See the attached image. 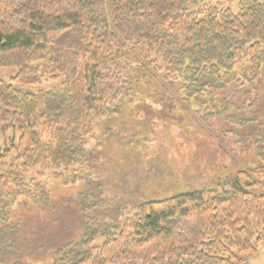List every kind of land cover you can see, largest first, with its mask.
<instances>
[{
    "label": "trees",
    "instance_id": "trees-1",
    "mask_svg": "<svg viewBox=\"0 0 264 264\" xmlns=\"http://www.w3.org/2000/svg\"><path fill=\"white\" fill-rule=\"evenodd\" d=\"M221 7L220 0H0V72L16 71L10 82L0 79V221L32 196L33 173L75 177L94 126L134 96L138 76L171 85L188 108L223 109L214 95L247 85L257 99L245 108L264 105V90L254 89L264 80V0ZM46 78L63 82L44 90ZM258 139L264 144L263 134ZM259 151L247 170L134 207L101 245L91 236L70 258L63 251L74 242L57 261L250 264L264 247Z\"/></svg>",
    "mask_w": 264,
    "mask_h": 264
},
{
    "label": "rangeland",
    "instance_id": "rangeland-1",
    "mask_svg": "<svg viewBox=\"0 0 264 264\" xmlns=\"http://www.w3.org/2000/svg\"><path fill=\"white\" fill-rule=\"evenodd\" d=\"M220 1L222 9H236L242 0ZM15 75V70H2L0 79L10 82ZM149 77H136L134 96L116 116L94 126L74 178L59 179L54 171L27 178L34 184L32 196L20 200L7 221H0V264H64L57 261L61 249L75 242L63 254L76 257L94 235L95 245H101L120 230L134 207L213 188L259 160L264 105L245 108L257 99L250 85L218 91L214 97L225 108L214 111L195 103L188 108L174 87ZM46 80L44 90L63 82ZM255 88L262 92L264 80ZM231 118L250 123L236 126ZM248 262L264 264V247Z\"/></svg>",
    "mask_w": 264,
    "mask_h": 264
}]
</instances>
